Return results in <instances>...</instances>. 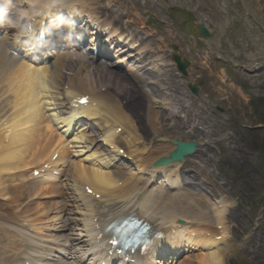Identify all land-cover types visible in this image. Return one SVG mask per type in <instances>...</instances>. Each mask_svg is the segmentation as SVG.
<instances>
[{
  "label": "bare ground",
  "instance_id": "obj_1",
  "mask_svg": "<svg viewBox=\"0 0 264 264\" xmlns=\"http://www.w3.org/2000/svg\"><path fill=\"white\" fill-rule=\"evenodd\" d=\"M97 3L99 0H88L85 5H79V9L82 8L90 12L88 8L96 9ZM108 11H110L109 8ZM80 12L73 15L82 17L84 12ZM111 13H115V11ZM113 15L117 24L114 25L111 20H108L112 24L109 34L111 41L116 35L115 33L119 29L121 30L117 25H124L119 18L115 19ZM104 25L107 24L102 22V26ZM130 34L131 32L128 33V35ZM123 37L120 34V41L125 40L122 39ZM138 39H142L140 35H138ZM138 39L134 38L132 42H137ZM139 43L138 51L149 61L147 65H143V68L154 71L155 75L150 74L157 78V82L154 83L158 89L155 92H160L158 95L160 98L168 95L164 99L168 107L176 110L179 108H175L174 105L185 107L181 99L173 94L170 82L164 77L167 67L172 65L170 59L159 52L155 54L159 55L155 56L151 52L154 51V46L150 43L145 44L146 41ZM136 45L137 43L134 44V46ZM124 49L125 47L116 49V54ZM129 55H133V53H129ZM7 58V55L0 54V65ZM99 62L101 63L96 67L93 64L88 65L85 61H80L71 66L67 63H58L52 68L41 69L43 74L50 77V80L44 81V84H51L49 89H47L48 86H45L44 93H53L54 95L51 99L46 100L49 106H58L63 113H67L69 108L71 109L73 104L77 103V109L72 108L74 116L77 113L86 114L87 121L91 122V127L95 129H89L82 134H79L78 131L74 132L72 153L52 126L55 119L61 118L59 110L49 107L50 112L48 113L43 108L44 104L40 98L42 91L37 89L39 83L36 79L35 69L22 63L17 65L15 70L0 72V131L4 132L0 136V168H5L7 173H13L15 176L13 180L7 178L9 182L5 185V178L0 177V188L7 189L11 193L19 191L27 197L24 205L16 206L14 209L9 208L8 214L15 210L16 221H4V227L13 233L14 245L26 241L29 249H33L35 246L52 248L53 242L60 241V238L77 239L76 236L87 234V230L91 229L92 212L95 205L104 203L107 208L113 206L117 209L120 205L122 210H133L157 226L165 228L173 226L174 229L171 228L167 233L169 235L180 231H188L184 232L187 235L192 233V236L185 235L186 240H189L188 246L193 240L196 248L199 246V251L196 254L186 255L179 264H226L231 254L238 255L240 252V245L229 244L230 226L226 222L228 210L235 205V202L222 196L217 202H212L209 199V206L203 205L201 208H196L195 204L185 206V202L188 203L191 196H196L195 194L186 195L180 191V186L174 188L176 189V191L173 190L174 192L167 189L163 184V178L172 176V179L169 180L180 185V171L186 166L185 162L154 166L158 159L168 157L176 148L173 140L155 141V139H151L152 136L162 137L169 131L168 118L164 114L158 116V113L149 106L146 115L150 125L145 127V130L137 125L135 116H133L135 110L124 109L122 105H125V101L116 98L117 94L113 91H106L105 87L113 81L129 90L128 87H133L131 82L135 81L142 85L140 90L145 95H142L138 90L141 95L134 97H147L151 101L152 95L142 90L146 80L138 79L136 74L134 75L137 79H134L132 76H127V73L114 71L111 67L114 63L108 59ZM143 68H140V71H144ZM14 78L16 79L11 82ZM16 86H20V88L14 91ZM145 90L147 91V89ZM84 96L87 97L86 103L79 104L78 100ZM130 100L131 98L128 102ZM133 100L135 101V99ZM140 104L142 103H136V106L139 107ZM171 111L174 112V110ZM139 113L138 111L137 114ZM69 122L72 124V121ZM118 128H120V132ZM141 130L145 133L143 134ZM192 131H198V129L193 128ZM4 138L12 139L11 144L6 148L7 152L5 147L3 148ZM47 145H49L50 151L49 155L44 157L45 161L51 159L56 149H59L56 165L61 166V169H63V164L72 160L60 194L62 200L59 202L64 201L65 205L61 203L57 206L54 202V208L53 203L44 201V199L50 197L51 195L48 193L58 186H53L44 179L33 180L30 183H24V181L15 183L14 181L29 176L28 173L33 167L34 159V157L31 159L30 155L35 150L46 149L47 151ZM121 148L124 149L127 154L125 155L128 157L122 162H120L121 156L117 152ZM88 150L91 152L87 153ZM19 155H25L28 160L14 162L16 158L13 157ZM75 156H81V158L76 159ZM89 160H94L93 164H88ZM187 163L195 164L189 159ZM11 188L13 189L11 190ZM88 189L91 192H88ZM8 191L3 193L9 195ZM19 195L18 197H20ZM6 198L17 197L7 196ZM56 208L62 209L59 215L49 216V212ZM18 214H21L19 220ZM179 218L183 219L185 223L178 228L175 223ZM206 221L211 225V228L215 229V235H210L207 228L203 227L207 224ZM72 224H75L77 229L75 238H73ZM84 239H90V237ZM41 240L42 246L38 245ZM10 245H12L11 241L6 243L5 251H3V255H0V258L10 259L9 264H14L16 261L14 254L6 252H13L14 247H7ZM28 256L32 257L35 264H50L44 261V257L36 259L32 254L26 255V251L21 255V258L29 259Z\"/></svg>",
  "mask_w": 264,
  "mask_h": 264
},
{
  "label": "rangeland",
  "instance_id": "obj_2",
  "mask_svg": "<svg viewBox=\"0 0 264 264\" xmlns=\"http://www.w3.org/2000/svg\"><path fill=\"white\" fill-rule=\"evenodd\" d=\"M100 4L108 5L133 33L149 40L155 53H165L172 59V47L178 44L182 55L191 60L187 77L178 76L172 68L165 76L173 94L185 105L177 106L181 114H170L165 97L155 92V84L151 91L155 94L149 92L151 101L134 97L140 94V88L133 82L127 90L112 81L106 91H113L116 98L125 101L124 109L135 110V123L144 130L150 125L147 107L168 118L169 131L151 139L200 142V150L188 158L195 164L186 161L182 178L184 182L193 181L191 175L198 178L197 185L187 186L195 189L202 200L191 199L203 205L210 192L212 197L234 201L236 205L228 210L226 220L233 243L244 246L242 253L226 264H248L247 259L252 264H264V0H103ZM186 17L206 23L212 35L196 44L182 29ZM199 81V95L193 96L188 85ZM139 102L142 104L137 107ZM192 125L199 131H192ZM13 158L19 163L21 157ZM5 171L0 168V177ZM7 178L4 185L9 182ZM6 191L0 188V255L1 247L11 238L3 228V221L11 217L9 208L27 201L19 191L5 195ZM9 262L0 258V264Z\"/></svg>",
  "mask_w": 264,
  "mask_h": 264
},
{
  "label": "clouds",
  "instance_id": "obj_3",
  "mask_svg": "<svg viewBox=\"0 0 264 264\" xmlns=\"http://www.w3.org/2000/svg\"><path fill=\"white\" fill-rule=\"evenodd\" d=\"M81 0H0V27L11 35H0V54L23 58L16 48L27 44L33 51L45 46L47 37L63 27L74 28L72 18Z\"/></svg>",
  "mask_w": 264,
  "mask_h": 264
},
{
  "label": "water",
  "instance_id": "obj_4",
  "mask_svg": "<svg viewBox=\"0 0 264 264\" xmlns=\"http://www.w3.org/2000/svg\"><path fill=\"white\" fill-rule=\"evenodd\" d=\"M200 28H201L202 34L204 35L209 34L208 30L204 26H201ZM174 58H175V61L178 63L180 70L186 74V66L189 64V62L185 61L183 63L178 55H175ZM192 89L194 92H197L196 87L192 86ZM175 143L178 145V148L171 153V157L163 158L157 161L155 163L156 165L167 164L171 162L172 160H183L184 155L194 153L196 150L195 148L197 145L196 142L175 141Z\"/></svg>",
  "mask_w": 264,
  "mask_h": 264
},
{
  "label": "snow or ice",
  "instance_id": "obj_5",
  "mask_svg": "<svg viewBox=\"0 0 264 264\" xmlns=\"http://www.w3.org/2000/svg\"><path fill=\"white\" fill-rule=\"evenodd\" d=\"M123 223H124V224H127L128 222H127V221H124ZM135 226H136V227H139V225H135ZM116 230H117L118 232L120 231L119 228H117ZM112 243L115 244V243H117V241H116V240H113Z\"/></svg>",
  "mask_w": 264,
  "mask_h": 264
}]
</instances>
